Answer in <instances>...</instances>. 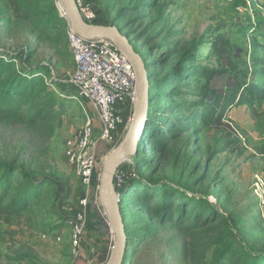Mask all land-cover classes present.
I'll return each mask as SVG.
<instances>
[{
	"label": "rangeland",
	"instance_id": "1",
	"mask_svg": "<svg viewBox=\"0 0 264 264\" xmlns=\"http://www.w3.org/2000/svg\"><path fill=\"white\" fill-rule=\"evenodd\" d=\"M35 1L44 9L60 14L61 0ZM89 1L98 10L101 24L121 28L141 52L162 41V35L167 36L166 41L171 46L187 47L205 33L211 35L220 31L245 48L242 57L248 62V39H244L238 29L249 17L254 26L264 29L262 9L256 7L252 11L242 7L235 10L225 0ZM4 5L5 1H0V10H4ZM66 30L67 20L63 17L45 34L36 32L31 21L20 19L13 10L4 11L0 17L1 46L12 51L24 48L32 54L30 64L50 65L46 82L54 79L67 84L65 89L57 84L48 86V91L54 92L57 99L54 116L32 125L0 120V159L16 162L29 171L35 181L43 180L44 183L29 209L20 216H13L9 222L0 221L1 264H99L101 248L105 245L112 248L114 244L115 230L107 211L101 200L96 203L95 199L80 249L74 251L72 243L68 219L81 208L82 189L77 169L67 159L65 147L68 139L80 134L86 112L91 113V110L74 98L69 79L75 64ZM154 53L158 54L159 50ZM206 54L207 50L202 54L205 58L198 62L200 65L210 63ZM22 60L23 57L16 61V68ZM133 111L128 99L123 107L125 124L120 127L115 146L99 143V176L106 158L125 137ZM232 116L234 118H227L224 126L211 127L201 133L188 131L162 154L145 149L146 155L158 161L144 165L140 172L135 170L134 164L136 157L142 155L140 153L125 160L121 168L146 176L152 172L155 179L170 178L190 192L217 197L221 213L236 222L235 240L264 251V209L257 203L252 190L255 175L264 173V106L261 109L238 108ZM95 124L97 135L99 123ZM236 130L242 138L237 137ZM127 218L136 239H142L137 243L138 247L140 245L139 264H178L182 261L181 254L175 251L181 243L177 238L179 229L153 218L139 205L129 206ZM213 250L207 254L208 261L213 257ZM18 254L28 255L27 260L11 262L5 258Z\"/></svg>",
	"mask_w": 264,
	"mask_h": 264
},
{
	"label": "trees",
	"instance_id": "2",
	"mask_svg": "<svg viewBox=\"0 0 264 264\" xmlns=\"http://www.w3.org/2000/svg\"><path fill=\"white\" fill-rule=\"evenodd\" d=\"M0 1H5L0 17L4 11L13 10L20 19L31 21L33 29L40 34L50 31L62 19L59 13L44 9L35 0ZM230 4L235 10L247 8L242 0ZM256 7L264 11V0H257L251 10ZM238 32L248 39V62L242 57L245 48L220 31L211 35L205 33L187 47L171 46L166 41L167 36L162 35V41L149 46L146 52H141L126 34L144 58L149 76L148 116L140 141L142 155L134 160L135 170L140 172L144 165L158 161L146 155L145 149L162 154L188 131L201 133L211 127L224 126L228 113L234 108L261 109L264 106V29L254 26L249 17ZM157 50L159 53L155 54ZM205 50L210 63L200 65L198 62L205 58L202 56ZM21 57V65L16 68V61ZM31 57L24 48L12 51L0 44V120L32 125L54 116L57 99L54 92L48 91V86L57 84L65 89L67 84L54 79L46 82L50 65L30 64ZM139 172H134L128 188L121 193L120 210L127 235L122 264H139L140 245L138 247L137 243L142 239H136L127 223L131 204L143 206L153 218L179 229L177 238L181 243L175 251L181 254L182 261L178 264H264V251L236 241V222L221 213L208 195L183 189L173 179H155L152 172L147 176ZM42 188L43 180L35 181L32 174L16 162L0 159V221L9 222L13 216L23 214ZM101 249L99 264H104L111 248L105 245ZM211 249H214L213 257L208 261ZM1 258L0 255V264ZM5 258L19 262L26 261L28 255Z\"/></svg>",
	"mask_w": 264,
	"mask_h": 264
},
{
	"label": "built area",
	"instance_id": "3",
	"mask_svg": "<svg viewBox=\"0 0 264 264\" xmlns=\"http://www.w3.org/2000/svg\"><path fill=\"white\" fill-rule=\"evenodd\" d=\"M234 1L225 0L227 3ZM242 1L247 4V8H244L249 10L257 3V0ZM76 4L87 22L101 23L99 12L93 2L76 0ZM58 8L60 15L67 20L66 35L75 64L69 79L75 92L74 98L80 105H87L91 110V113L86 112L85 125L80 134L68 139L65 147L67 159L77 169L82 189L81 208L68 219L74 251H77L83 241L88 217L94 210L92 201L93 199L96 203L100 201L101 176L99 180L96 177L97 147L100 142L114 146L117 144L120 127L125 124L123 107L128 99L134 108L136 72L127 56L111 40L87 38L73 31L62 2ZM133 115L134 111L128 122ZM96 121L99 123L97 135ZM235 132L237 137L242 138L239 131ZM121 164L114 179L119 196L129 174L122 170ZM252 190L257 203L264 209V173L255 175ZM209 199L214 203L218 201L213 195H209Z\"/></svg>",
	"mask_w": 264,
	"mask_h": 264
},
{
	"label": "water",
	"instance_id": "4",
	"mask_svg": "<svg viewBox=\"0 0 264 264\" xmlns=\"http://www.w3.org/2000/svg\"><path fill=\"white\" fill-rule=\"evenodd\" d=\"M70 21L71 28L87 38L111 40L129 59L136 72L135 102L133 120L128 127L123 140L106 158L100 179V200L104 205L111 224L115 230V240L108 260L104 264H122L127 235L124 218L121 214V195L117 193L114 179L120 164L131 156L139 154L140 141L146 125L149 109V76L145 60L134 48L128 35L124 34L116 25L89 23L81 15L76 0H61ZM128 174L123 191L128 188Z\"/></svg>",
	"mask_w": 264,
	"mask_h": 264
},
{
	"label": "crops",
	"instance_id": "5",
	"mask_svg": "<svg viewBox=\"0 0 264 264\" xmlns=\"http://www.w3.org/2000/svg\"><path fill=\"white\" fill-rule=\"evenodd\" d=\"M238 108H248V107H246V106H241V107L234 108L233 110H231V111L228 113V119H230V118H234V117L232 116V114H233V112H235V110H238ZM96 177H97V179L99 180V173L96 174ZM89 224L91 225V222H89ZM87 229H89V231H91L92 228H87Z\"/></svg>",
	"mask_w": 264,
	"mask_h": 264
}]
</instances>
